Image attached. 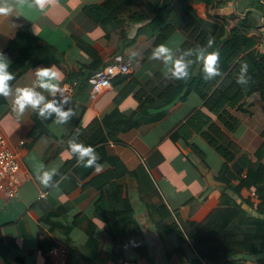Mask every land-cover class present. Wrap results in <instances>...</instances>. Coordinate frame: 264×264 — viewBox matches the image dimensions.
I'll list each match as a JSON object with an SVG mask.
<instances>
[{
    "label": "crops",
    "instance_id": "0c3cea01",
    "mask_svg": "<svg viewBox=\"0 0 264 264\" xmlns=\"http://www.w3.org/2000/svg\"><path fill=\"white\" fill-rule=\"evenodd\" d=\"M104 1L46 0L45 10L41 12L28 7L33 0H10L22 4L23 9H17L15 14L8 16L0 15V50L6 55L17 33L28 28L44 44L52 45L58 59V63L46 65L40 62L26 68L9 82L13 89L31 84L34 70L40 66L55 65L62 73L60 85L68 82L75 86V82L69 80L78 79L79 72L91 70L96 60L100 62L98 71L115 59L131 62V72L124 74L126 79L119 82L120 75L115 77L112 87L104 92L95 93L90 81L85 89H79L78 94L74 92L67 106V109H72L69 119L64 123L52 120L48 125L49 132H42L36 138L31 136L35 109L26 107L22 114L17 115L12 109L10 96L0 102V131L19 153L22 163L21 185L17 195L6 200L0 194V264H53L47 251H44L48 242L39 243L42 236H48L55 243L64 242L69 247L71 264H125L126 260L137 259L138 256L128 249L124 250L122 259H108L106 263L89 262L80 253L88 237L77 222L82 215L89 216L96 223L94 236L104 253L113 248V239L106 231L103 220L95 215L94 202L99 192L90 185L91 179L103 173L110 164L100 161L104 164L102 170L97 172L93 167L76 188L70 189L68 185L64 188L60 184L62 176L58 179L57 173L72 155H65L68 149L60 144V140L75 122L85 127L114 108L116 97L127 85L130 86L129 82L134 86L132 80L137 85L119 103L124 113H131L138 106L136 94L141 86L159 72L170 74V64L152 57L155 40L153 28L157 22L168 19L172 22L174 31L163 44L177 57L178 48L189 37L186 31L187 6L193 7L197 15L203 18L202 24L206 22L207 27L219 37L229 33L239 15L257 10L251 8L255 0H219L210 10L203 1L170 0V4L155 13L152 7L160 0H135L128 14L136 13L137 17L145 15L142 20L132 21L128 16H119L96 22L84 8ZM234 14L238 16L230 18ZM251 34L260 35L256 47L264 51V28L260 23ZM198 71L195 69L194 75ZM37 90L43 92L46 99L54 98L38 85ZM158 105L156 109L155 105L152 106L150 113L154 114ZM168 109V116L149 129L143 125L115 134L114 138L105 142V149L108 154L120 159L130 175H136L133 184L136 187L128 191L132 200L130 216L142 227L155 264H174L175 255L167 252L174 249L186 256L188 260L184 264H191L198 254L186 232L182 229L186 238L183 242L175 231L164 233L159 222L151 215L154 205L165 203L176 220L177 214L186 217V206H193L191 219L201 222L218 207L220 196L225 191L238 199L249 217L262 216L258 211L259 202L253 197L256 191L253 187H244L236 194L226 182L220 180V176L228 165L232 174L246 177L248 164L255 159V153L263 142L264 98L255 91L228 106V113L237 121L232 128L208 109L205 101L194 91ZM211 124L217 125L237 146L238 152L230 162L203 137V132ZM173 134H176L175 138ZM41 166L42 170L55 169L47 186L36 179V169ZM206 171H209L208 176L205 175ZM213 180L224 184L225 188L220 190L213 186ZM42 193L44 196L40 197ZM120 206L125 207L123 201ZM53 211L58 212L56 217L44 219V215ZM67 226L71 228L68 236L64 234ZM233 236L243 240L245 232H235ZM67 237L69 243L66 242ZM68 261L69 258L66 264Z\"/></svg>",
    "mask_w": 264,
    "mask_h": 264
},
{
    "label": "trees",
    "instance_id": "16d2710c",
    "mask_svg": "<svg viewBox=\"0 0 264 264\" xmlns=\"http://www.w3.org/2000/svg\"><path fill=\"white\" fill-rule=\"evenodd\" d=\"M134 1L105 0L99 4L86 6L84 10L93 16L96 22L119 16H128L132 21L142 20L145 15L137 17L136 13L128 14ZM199 1H203L207 9L210 10L219 0ZM170 3V0H160L155 3L152 10L157 13ZM251 8L257 9L264 17V0H255ZM186 13L188 16L186 31L189 33V37L178 48L176 55L179 57L191 50V55L185 56V60L191 61L188 65L189 75L187 78L177 79L172 77L171 73L167 75L161 72L157 73L149 82L141 86L136 94L139 101L136 109L131 113H124L119 108V103L137 85L132 80L134 86H131V82H129L130 86L127 85L119 93L114 108L104 113L100 118L93 119L85 127L78 121L75 122L60 140V144H64L68 150L70 140L90 144L99 154L98 162L104 160L110 164V167L103 173L91 179L90 185L99 192L94 202L95 215L103 220L106 231L113 239V248L110 252L104 253L99 246V240L94 236L96 223L89 216L82 215L77 222L88 237L86 243L80 248V253L89 262L106 263L108 259L120 260L123 258L124 250L128 249L138 257L134 260H126L125 264H155L142 227L135 218L130 216L132 200L128 191L132 187H136L134 186L136 175H130L117 156L106 152V141L114 138L115 134L119 132L135 127L144 125L145 129L151 128L168 116L170 105L185 99L191 91L200 95L207 108L217 114L225 123H229L230 127L237 125V121L228 113V106L236 104L247 93L255 91H258L264 98V51L256 47L260 41V35L251 34L259 25V19L253 11L250 10L245 15H231L230 18L238 16V21L231 27L229 33L221 37L217 36L214 30L208 28L206 22L202 24L203 18L197 15L193 7L187 6ZM173 31L174 26L169 19L157 22L153 28L155 40L152 48L163 44ZM209 39L212 40L209 51L215 50L219 53L217 64L219 72L212 78L205 79L203 61L197 59L196 50L206 46ZM6 53L11 60L9 71L13 74L12 80L31 65L40 62H45L46 65L58 63L52 45L44 44L40 37L34 35L28 28L17 33L10 42ZM242 63L248 65L245 73L248 77L246 85L237 83ZM99 64L98 60L94 61L91 70L79 72L78 79L69 80L75 82L74 92L76 94L79 93V89H85L92 76L97 73ZM195 69H199L197 75H194ZM125 76L120 75L118 81L125 80ZM4 98L0 95V102H4ZM52 99L61 103L57 94ZM69 101L63 103L62 106L65 109H67ZM158 103L156 112L150 113L151 107L155 105L156 109ZM33 118L35 125L31 136L34 138L42 132L48 133V125L56 119L55 114L47 118L41 117L37 110L34 111ZM175 136L176 134L172 135L174 138ZM262 136L263 142L255 153V159L249 162L245 178L232 174L228 165L225 166L220 176V180L226 182L228 188L236 194L244 187H253L260 197L258 211L262 216L249 217L238 199L225 191L220 196L218 207L201 222L191 219L193 206H186L184 208V211L187 212L186 217L182 218L181 214H177L178 220H176L165 203L160 206L154 205L155 208L151 215L159 222L164 233L175 231L183 242L186 238L182 229L186 232L198 254L197 258L191 260V264H264V131ZM203 137L227 162H230L238 152L237 146L215 124L208 126L203 132ZM92 168L93 166L85 167L82 163H78L76 155L73 154L64 163L57 176L58 179L62 176L60 184L64 188L68 185L70 189H74L81 180L86 178ZM121 201L124 203V208L120 206ZM57 214L58 212L53 211L43 217L44 219L52 218ZM163 223H165L164 226H162ZM70 230L71 228L67 226L64 234L68 236ZM235 232H245V238L243 240L236 239L233 236ZM68 238H66V242L69 243ZM46 241L48 246L44 251L48 252L55 242L48 236H42L39 243L42 245ZM167 252L171 256L175 255L174 264H184L188 260L178 249ZM68 264H71L70 257Z\"/></svg>",
    "mask_w": 264,
    "mask_h": 264
},
{
    "label": "clouds",
    "instance_id": "9594fccd",
    "mask_svg": "<svg viewBox=\"0 0 264 264\" xmlns=\"http://www.w3.org/2000/svg\"><path fill=\"white\" fill-rule=\"evenodd\" d=\"M28 7L36 8L43 12L46 7V0H33V3ZM17 9L22 10V4H15L10 0H0V15L8 16L15 14ZM212 45V40L209 39L206 46L199 47L196 50V57L203 61L204 78L209 79L217 75L219 72L218 57L219 53L215 50L209 51ZM191 55V50L185 52L179 57H174L171 49L165 44L156 46L152 51V57L162 59L166 65L170 64L168 71L172 77L181 79L187 78L189 75L188 65L190 60H185V56ZM10 60L9 57L0 50V95L4 97H11V105L13 111L20 115L24 112L26 107H31L37 110L38 115L44 118L55 114L58 123L66 122L72 115V109H65L62 105L69 97L64 96L61 103H57L55 99H46L43 92L37 90V85L41 89H46L53 97L60 92H64L59 81L62 79V73L55 66H40L34 70V80L31 84L23 86H16L14 89L10 86L9 81L12 80L13 74L9 71ZM248 65L242 63L240 67V74L237 76V83L246 85L248 77L245 75ZM76 155L77 162L82 163L83 166H93L94 170L99 172L103 169L104 164L99 163V154L95 148L90 144H84L75 140L69 141V150L65 155ZM55 169L42 170V166L36 169V179L47 186L52 180Z\"/></svg>",
    "mask_w": 264,
    "mask_h": 264
},
{
    "label": "built area",
    "instance_id": "2783aa9c",
    "mask_svg": "<svg viewBox=\"0 0 264 264\" xmlns=\"http://www.w3.org/2000/svg\"><path fill=\"white\" fill-rule=\"evenodd\" d=\"M259 23L264 28V17L259 19ZM130 72L131 62L129 60L115 59L92 76L90 79L91 88L95 93H102L112 87L115 77L129 74ZM61 87L64 88V92L57 93L60 101H62L64 96L70 99L74 94V84L66 82ZM21 169L22 163L19 153L11 147L8 138L0 131V194H2L4 199H11L19 192ZM205 175L208 176L209 171H206ZM42 196H44V193L40 197ZM253 197L260 202V197L256 191L253 192ZM47 254L53 264H66L69 258V247L64 242L57 241L48 250Z\"/></svg>",
    "mask_w": 264,
    "mask_h": 264
},
{
    "label": "water",
    "instance_id": "95a60500",
    "mask_svg": "<svg viewBox=\"0 0 264 264\" xmlns=\"http://www.w3.org/2000/svg\"><path fill=\"white\" fill-rule=\"evenodd\" d=\"M253 12H254L255 16H256L258 19H260V18L262 17V15L260 14L259 11H257V10H253ZM211 182H212V185H213V186L219 188L220 190H223V189L225 188V185H224V184H221V183L216 182V181H214V180L211 181Z\"/></svg>",
    "mask_w": 264,
    "mask_h": 264
},
{
    "label": "rangeland",
    "instance_id": "374dc122",
    "mask_svg": "<svg viewBox=\"0 0 264 264\" xmlns=\"http://www.w3.org/2000/svg\"><path fill=\"white\" fill-rule=\"evenodd\" d=\"M172 48V47H171Z\"/></svg>",
    "mask_w": 264,
    "mask_h": 264
}]
</instances>
